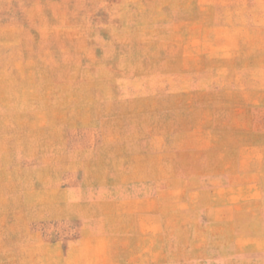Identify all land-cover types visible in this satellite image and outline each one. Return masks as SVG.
<instances>
[{
    "label": "rangeland",
    "instance_id": "rangeland-1",
    "mask_svg": "<svg viewBox=\"0 0 264 264\" xmlns=\"http://www.w3.org/2000/svg\"><path fill=\"white\" fill-rule=\"evenodd\" d=\"M0 264H264V0H0Z\"/></svg>",
    "mask_w": 264,
    "mask_h": 264
}]
</instances>
